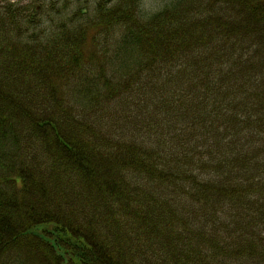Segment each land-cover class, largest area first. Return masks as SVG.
Listing matches in <instances>:
<instances>
[{
  "label": "trees",
  "instance_id": "16d2710c",
  "mask_svg": "<svg viewBox=\"0 0 264 264\" xmlns=\"http://www.w3.org/2000/svg\"><path fill=\"white\" fill-rule=\"evenodd\" d=\"M127 6L92 63L84 28L0 16L1 82L36 96L0 86V264H264V0Z\"/></svg>",
  "mask_w": 264,
  "mask_h": 264
},
{
  "label": "rangeland",
  "instance_id": "374dc122",
  "mask_svg": "<svg viewBox=\"0 0 264 264\" xmlns=\"http://www.w3.org/2000/svg\"><path fill=\"white\" fill-rule=\"evenodd\" d=\"M170 1L171 0H0V16L4 15L5 8L11 4L22 8L21 11H23V9H27V10L30 9L32 12L35 13L36 26H32V23L30 21L23 19L22 15L20 14L19 22L22 29H19L17 24H15L11 29L12 30L11 33L16 35L17 34L22 35L23 31L26 29H28L29 32L28 34L33 36L35 35V32H40V31L42 32L44 31V33H54L55 35L56 32L59 30L58 29L59 21H65L69 24L76 25L77 26L76 28L79 29L77 33L82 32V29L84 28L87 36L86 37L87 49L91 51L86 54L85 59L92 63L95 60V58L93 57L94 53L101 55L100 51H108L110 54L114 52L112 51V49L114 46L116 48L115 45L116 40L120 35L122 28L125 27L123 24L120 25L118 22L124 21V23L127 22V24L129 25V24L140 23L142 21L141 16L132 19L128 17V15H130V12H132V9H130L127 5H131V8H135V5H137L141 11H144L147 14H151L157 12L159 9H162ZM38 4H41L42 8L40 7L37 8L36 5ZM55 6L56 9L55 8L53 9V7ZM135 9H136L135 11H137V8ZM58 10L64 12L60 15H57L56 11ZM100 10L104 11V13L102 14L101 12H99ZM122 10L127 12L122 13ZM117 17L119 19H116ZM51 18H53V20H51ZM258 23L264 26V16L263 18L259 19ZM91 26H94L96 31L89 30V27ZM163 30L167 31L166 28ZM3 34L5 33H2L1 35ZM151 38L154 37L152 36ZM2 44L5 45L6 43L3 42L1 43V45ZM65 51H67L68 55L71 53V57L78 55L75 49L73 50L71 49V51L70 50H65ZM36 56L38 59L34 65L35 71L40 70L41 72V68L48 66L50 69L44 68L45 70L42 73L43 74L49 73V76L53 77L54 74L50 73V71H52L54 67L52 62L49 63V61L47 62L44 61L43 56H45V53L43 52L41 56L40 54ZM17 61L18 60H16L15 62ZM44 62H46L47 65H42L44 64ZM1 64L2 62L0 63V86L2 87V89L6 90V93H8L9 96L20 97L18 93L15 94L12 93L9 90V87L13 86L15 89L24 90L25 85L29 86V82L16 81L17 79H19L18 76L5 77L4 82H1V78L5 73L3 72L5 69H3V66ZM91 65L92 66L94 65L93 67L95 69L94 71L103 69L101 63L100 64L94 63ZM81 70L87 71L88 68H82ZM110 70L111 69L108 68L107 71ZM82 75L83 74H80V76ZM50 82L52 83V81ZM32 90L33 89H31V93H29L28 96H24L23 99L21 97L18 99L20 106L29 107L26 103L28 104L33 103L32 101L35 100L36 96L34 95L35 93ZM37 93L43 94V89H38ZM65 95L69 98V95L67 93ZM34 113L38 114L37 111L36 112L34 111ZM126 115L130 119L131 116L135 114L133 112H127ZM69 122L70 124L68 125V127L66 129L64 128V132L66 133V137L65 135H62L64 139L67 141L69 145H71V147L80 148L81 146L82 147L84 146L88 148V145H86L85 143L84 137H81L80 135L77 134H76L77 136L71 135L77 131H72L73 133L70 131L68 132L69 128L73 126V123L70 120ZM90 160L92 161V159H88L87 162L90 163L91 162ZM55 245H58V243L55 242Z\"/></svg>",
  "mask_w": 264,
  "mask_h": 264
},
{
  "label": "flooded vegetation",
  "instance_id": "af4514ba",
  "mask_svg": "<svg viewBox=\"0 0 264 264\" xmlns=\"http://www.w3.org/2000/svg\"><path fill=\"white\" fill-rule=\"evenodd\" d=\"M42 8V7H41Z\"/></svg>",
  "mask_w": 264,
  "mask_h": 264
}]
</instances>
